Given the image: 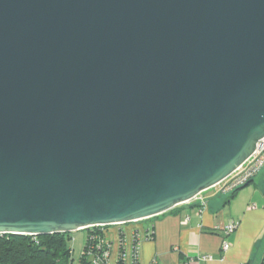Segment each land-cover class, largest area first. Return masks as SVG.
I'll use <instances>...</instances> for the list:
<instances>
[{
  "label": "water",
  "instance_id": "95a60500",
  "mask_svg": "<svg viewBox=\"0 0 264 264\" xmlns=\"http://www.w3.org/2000/svg\"><path fill=\"white\" fill-rule=\"evenodd\" d=\"M264 137V0H0V234L165 213Z\"/></svg>",
  "mask_w": 264,
  "mask_h": 264
},
{
  "label": "crops",
  "instance_id": "0c3cea01",
  "mask_svg": "<svg viewBox=\"0 0 264 264\" xmlns=\"http://www.w3.org/2000/svg\"><path fill=\"white\" fill-rule=\"evenodd\" d=\"M225 199L220 194L210 196L206 208L190 200L145 219L139 231L142 237L148 231L150 238H142L136 264H262L264 171L239 188L228 201ZM231 221L238 222L233 232L227 235L222 230L213 232L215 227L222 228ZM129 224L135 223L124 225ZM223 241L230 244L227 250L221 248ZM204 254L213 258L203 260L200 256ZM68 264H72L71 260ZM110 264L134 263L130 253H126L122 261L119 259L118 243L116 251L111 250Z\"/></svg>",
  "mask_w": 264,
  "mask_h": 264
},
{
  "label": "built area",
  "instance_id": "2783aa9c",
  "mask_svg": "<svg viewBox=\"0 0 264 264\" xmlns=\"http://www.w3.org/2000/svg\"><path fill=\"white\" fill-rule=\"evenodd\" d=\"M262 171H264V137L257 142L254 152L230 175L212 187L198 193L192 200L198 201L203 208H206L210 196L217 194L225 196L230 195L233 190L249 183ZM237 225L238 222L231 221L222 226L221 230L227 235L233 232ZM115 226H117L120 231L119 259L122 261L126 254L127 236L126 231L123 229V225ZM130 235V254L133 263L136 264L141 242L143 239L148 240L150 238V233L146 231L143 238L137 229H133ZM86 242V257L92 264H110L111 241H108L102 235L91 232L89 236L87 235ZM229 246L230 244L227 241H223L221 248L227 250ZM200 258L203 260H210L213 256L204 254L200 256Z\"/></svg>",
  "mask_w": 264,
  "mask_h": 264
},
{
  "label": "trees",
  "instance_id": "16d2710c",
  "mask_svg": "<svg viewBox=\"0 0 264 264\" xmlns=\"http://www.w3.org/2000/svg\"><path fill=\"white\" fill-rule=\"evenodd\" d=\"M239 188L233 190L230 195H224L225 201H228ZM144 220L132 223H141ZM102 227L104 226L87 228V235L89 236L91 232L102 235L104 232ZM92 228L95 231H92ZM134 229L139 231L138 228ZM220 230L221 228L215 227L213 232ZM70 240L71 234L62 232L47 235L0 234V264H68L72 254ZM86 247L87 242L85 241L79 264H92L86 257ZM262 264H264V260Z\"/></svg>",
  "mask_w": 264,
  "mask_h": 264
},
{
  "label": "rangeland",
  "instance_id": "374dc122",
  "mask_svg": "<svg viewBox=\"0 0 264 264\" xmlns=\"http://www.w3.org/2000/svg\"><path fill=\"white\" fill-rule=\"evenodd\" d=\"M221 196V195H220ZM223 197V196H222ZM143 223H135V224H129V225H124L123 229L126 231V236H127V250L126 253H130V232L137 227L140 231L143 228ZM104 230L102 236L106 238L108 241H111V250L114 252L116 251L117 245L120 240V231L118 230L117 226L115 225H109V226H104L102 227ZM88 229L85 230H78L74 231L71 234L72 240H70V246L72 249V254H71V262L72 264H78L79 259H80V252L82 248V243L84 242V238L87 235ZM92 231H95L92 228Z\"/></svg>",
  "mask_w": 264,
  "mask_h": 264
}]
</instances>
